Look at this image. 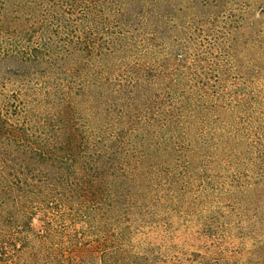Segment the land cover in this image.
<instances>
[{"label":"trees","instance_id":"trees-1","mask_svg":"<svg viewBox=\"0 0 264 264\" xmlns=\"http://www.w3.org/2000/svg\"><path fill=\"white\" fill-rule=\"evenodd\" d=\"M254 4L0 0V264H106L54 223L101 218V197L119 209L156 165L195 172L254 149L264 171Z\"/></svg>","mask_w":264,"mask_h":264},{"label":"rangeland","instance_id":"rangeland-1","mask_svg":"<svg viewBox=\"0 0 264 264\" xmlns=\"http://www.w3.org/2000/svg\"><path fill=\"white\" fill-rule=\"evenodd\" d=\"M254 3L255 38L264 46V0ZM253 151L223 167L205 154L195 172L184 163L174 170L156 165L154 181L140 196L125 189L119 209L109 213L113 197H101V218L86 224L64 219L53 229L66 235L67 227L94 241L106 264H264V171L253 165ZM38 217L36 229L57 233ZM89 259L72 264H102L98 256Z\"/></svg>","mask_w":264,"mask_h":264}]
</instances>
